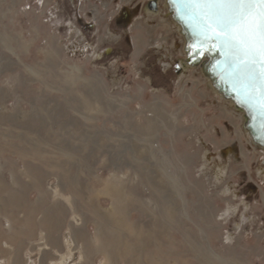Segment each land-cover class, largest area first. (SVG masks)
Instances as JSON below:
<instances>
[{
  "label": "rangeland",
  "instance_id": "obj_1",
  "mask_svg": "<svg viewBox=\"0 0 264 264\" xmlns=\"http://www.w3.org/2000/svg\"><path fill=\"white\" fill-rule=\"evenodd\" d=\"M141 2L0 0V264H264V150Z\"/></svg>",
  "mask_w": 264,
  "mask_h": 264
},
{
  "label": "snow or ice",
  "instance_id": "obj_2",
  "mask_svg": "<svg viewBox=\"0 0 264 264\" xmlns=\"http://www.w3.org/2000/svg\"><path fill=\"white\" fill-rule=\"evenodd\" d=\"M192 25L195 53L216 51L218 65L241 102L255 110L264 129V0H169Z\"/></svg>",
  "mask_w": 264,
  "mask_h": 264
},
{
  "label": "water",
  "instance_id": "obj_3",
  "mask_svg": "<svg viewBox=\"0 0 264 264\" xmlns=\"http://www.w3.org/2000/svg\"><path fill=\"white\" fill-rule=\"evenodd\" d=\"M159 1L164 12L163 16L173 24L177 35L181 38V54L174 58L177 72L182 69H197L220 101L242 113V129L250 143L264 149L261 118L255 110L241 102L240 96L234 90L232 80L221 72L218 65L223 61V57L216 51L195 53L192 46L196 44V35L192 25L177 16L169 0H147V3L152 4L155 9Z\"/></svg>",
  "mask_w": 264,
  "mask_h": 264
},
{
  "label": "bare ground",
  "instance_id": "obj_4",
  "mask_svg": "<svg viewBox=\"0 0 264 264\" xmlns=\"http://www.w3.org/2000/svg\"><path fill=\"white\" fill-rule=\"evenodd\" d=\"M170 29V28H169ZM110 51V49H108V52ZM239 113V112H238ZM241 113V112H240ZM242 114H239V117H241ZM242 122V121H241ZM150 125V124H148ZM151 125H154V124H151ZM151 127V126H150ZM250 142V141H249ZM256 147V146H255ZM264 150V149H263ZM21 151H19L20 153ZM22 154V153H20ZM35 155V154H34ZM38 158V157H37ZM210 158V157H209ZM213 158V157H212ZM211 160V159H210ZM219 166V165H218ZM220 169V167H218ZM222 168V167H221ZM222 169H220L221 171ZM36 170L34 169H31V172H34L33 174L37 173L38 170L35 172ZM223 172V171H222ZM169 174V173H168ZM220 174V173H219ZM119 176V175H118ZM122 176V175H121ZM125 177V176H124ZM127 179V178H126ZM111 180V179H110ZM17 181V180H16ZM117 181V180H116ZM32 182V181H31ZM125 182V181H124ZM36 182H33V185L35 184ZM117 183V182H116ZM121 183V182H119ZM128 183V182H127ZM127 183H126V186H127ZM110 185V183H108ZM123 184V183H121ZM37 185V184H36ZM35 185V186H36ZM75 185V184H74ZM117 185V184H116ZM115 185V186H116ZM119 185V184H118ZM23 188L25 186H22ZM38 187L40 188L39 186V183H38ZM108 186H105L104 185V188L101 192H111L110 196L112 197V201H111V206L113 207V212L112 214L110 215L111 218L109 219V223H110V229L112 232L116 233L117 232V227L118 225H124V223L122 222V217H123V213H125V207L127 208L129 205L133 206V204L135 203L134 202H131V200H127L125 194H124V190H125V186H117V188H115L114 190H111L110 187ZM74 188V187H73ZM130 188V187H129ZM113 189V188H112ZM72 190V189H71ZM74 191V190H73ZM72 191V192H73ZM227 191V189H226ZM130 192V190H129ZM75 193V192H73ZM128 194V193H127ZM139 199V198H138ZM140 202V201H139ZM143 203V202H142ZM140 204V203H138ZM168 204V203H167ZM141 206V204H140ZM112 210V209H111ZM99 212V213H98ZM97 212V215L98 217H103L105 215V213L103 211H98ZM111 212V211H110ZM166 215V214H165ZM170 215V214H169ZM169 218V217H168ZM102 219V218H101ZM105 219V218H104ZM168 220V219H167ZM106 221V219H105ZM107 222V221H106ZM127 229L130 228L129 226H126ZM132 228V227H131ZM134 231H133V234L132 236H130V241H132V243L129 245L128 243L127 244H123V243H119V246L122 248H125L123 251L128 255L130 256V258L135 261H138L141 254H143V250L145 249V247L147 246L146 242H147V236L145 235L144 232H138L134 227L132 228ZM101 230H100V225L98 226V224L96 225V229H95V236L100 239V237L102 236L101 234ZM101 242V241H100ZM117 243V244H118ZM96 250L100 249L99 247L98 248H95ZM102 249V248H101ZM104 251V250H103ZM54 264H59L58 263H54ZM164 264V263H163Z\"/></svg>",
  "mask_w": 264,
  "mask_h": 264
},
{
  "label": "flooded vegetation",
  "instance_id": "obj_5",
  "mask_svg": "<svg viewBox=\"0 0 264 264\" xmlns=\"http://www.w3.org/2000/svg\"><path fill=\"white\" fill-rule=\"evenodd\" d=\"M132 1V0H131ZM137 5H139V10L144 13L147 14H157V15H163V9L161 8V3L159 1L157 8L154 9L152 4H148L147 0H142V2L140 4L136 3L133 7H138ZM125 9L122 10L121 12H117V16L115 17V24L121 26L122 24H126L128 22V13L130 12L131 9L124 7ZM136 9V8H134ZM161 18V17H160ZM90 25V24H88ZM89 27V26H88ZM112 49V48H111ZM174 58H172L171 62H170V67L169 69H171L175 74H177V68L175 66V62H174Z\"/></svg>",
  "mask_w": 264,
  "mask_h": 264
},
{
  "label": "crops",
  "instance_id": "obj_6",
  "mask_svg": "<svg viewBox=\"0 0 264 264\" xmlns=\"http://www.w3.org/2000/svg\"><path fill=\"white\" fill-rule=\"evenodd\" d=\"M17 151H21V153H23V149L22 148H18L17 149ZM20 154V153H19ZM20 155H22V154H20ZM14 180L16 181L17 180V177H14ZM21 188H23V187H21ZM0 189L2 190V186L0 187ZM2 198V197H1ZM6 202H4V207L6 208ZM4 213V212H3Z\"/></svg>",
  "mask_w": 264,
  "mask_h": 264
}]
</instances>
